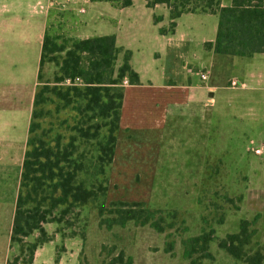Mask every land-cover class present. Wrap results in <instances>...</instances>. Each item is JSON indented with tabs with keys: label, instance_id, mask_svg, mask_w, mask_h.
<instances>
[{
	"label": "rangeland",
	"instance_id": "rangeland-1",
	"mask_svg": "<svg viewBox=\"0 0 264 264\" xmlns=\"http://www.w3.org/2000/svg\"><path fill=\"white\" fill-rule=\"evenodd\" d=\"M37 1L0 0V14L10 22V13L16 9L23 22L27 17L33 20L39 16ZM39 1L46 5L49 0ZM53 1L47 15V22L53 24L51 34L69 36V22L79 19L86 21L84 29L89 35L117 32L128 45L129 62L142 84L129 89L123 99L113 160L106 168L105 195L97 202L75 207L69 213V228L58 231V224L44 223L52 240L40 245L41 254L34 264H57L60 257L62 264H248L217 245L226 234L238 232L242 221L252 233L245 248L250 253L264 252V53L235 56L232 63L212 60L202 39L214 36L217 17L213 14H182L174 32L155 38L154 16L166 11L164 5L148 8L143 0H137L113 14L117 7L108 2H80L78 6L85 11L75 10L65 17L66 13L57 9L65 0ZM32 9L37 12H30ZM60 41L56 39L57 44ZM32 47H16L24 57L15 61L17 67L31 61L36 64V55H30ZM120 63L115 61L114 67ZM196 71H207V79L202 80ZM260 71L263 76L258 82L250 73ZM56 73L54 62L46 61L36 88L54 84ZM231 78L244 81L246 87L227 86ZM24 82H30L28 75ZM128 83L124 76L119 85L125 89ZM58 84L82 85L76 78ZM187 84L202 85L204 98H208V86L215 87L213 100L208 98L206 105H199L200 116L186 108L189 90L182 85ZM36 108L41 115L33 134L50 145L57 139L60 144L70 141L74 125L82 121L83 127L90 125L70 106L62 108L52 95ZM167 110L165 123L163 112ZM156 131L164 133L161 140ZM22 133L24 129L17 126L16 136L22 138ZM75 145L83 162L91 166L96 154L93 142L77 137ZM256 147L259 152L254 151ZM12 154L0 159V264L19 248L9 241L21 172L20 154L17 150ZM82 177L90 181L85 174ZM112 201L142 203L155 211L162 229L134 220L117 223L115 210L120 207L111 205ZM101 205L104 211L100 215ZM204 232L212 238L208 255L193 253L188 257L191 239ZM38 235L34 231L27 240Z\"/></svg>",
	"mask_w": 264,
	"mask_h": 264
},
{
	"label": "trees",
	"instance_id": "trees-1",
	"mask_svg": "<svg viewBox=\"0 0 264 264\" xmlns=\"http://www.w3.org/2000/svg\"><path fill=\"white\" fill-rule=\"evenodd\" d=\"M108 1L118 7H126L133 0H91ZM147 7L162 3L169 13L166 27H159L160 34L174 32L176 18L183 13H211L217 15V28L213 41L203 42L206 49L215 53L251 56L264 53V6L263 0H231L229 5H222L220 0H144ZM61 15V14H60ZM57 19V18H56ZM159 17L154 16V22ZM53 24L47 22L42 39L38 62V83L46 61L54 62L57 73L54 84H41L36 88L33 108L28 126L26 149L24 151L20 182L15 199L9 241L18 245V252L5 260V264H30L38 246L52 240L44 229V223L54 222L58 231L69 228L72 223L69 213L75 207L97 202L106 193L108 176L106 168L111 164L119 127L124 89L119 85L124 76L130 84L139 83L138 73L131 67L129 49L116 46L113 34L89 37L67 36L62 33L51 34ZM60 39V44L56 43ZM64 51L60 57L53 56L56 51ZM122 52L120 65L115 68L118 54ZM79 79L82 85L70 84L65 87L58 84L64 79L74 82ZM38 86V85H37ZM48 95L58 99L63 107L70 106L81 119L90 122L89 126L74 125L70 141L60 144L45 143L33 132L38 127L37 118L41 110L39 103H44ZM60 109V107L58 106ZM90 128L93 131H90ZM77 135V136H76ZM77 137L92 141L96 152L91 166L84 163L81 154H77ZM93 167L90 172L89 168ZM82 174L88 176L87 183ZM231 201V198H227ZM117 206V223L134 220L149 223L162 229L159 220H155V211L142 203L133 201H112ZM103 214L104 207L98 209ZM247 222L242 221L240 230L228 233L217 240L219 248L236 259L248 264H262L264 252L256 250L250 253L249 245L252 233L247 230ZM34 231L38 236L27 240ZM211 234L202 233L191 239L188 257L198 253L208 255V243Z\"/></svg>",
	"mask_w": 264,
	"mask_h": 264
},
{
	"label": "crops",
	"instance_id": "crops-1",
	"mask_svg": "<svg viewBox=\"0 0 264 264\" xmlns=\"http://www.w3.org/2000/svg\"><path fill=\"white\" fill-rule=\"evenodd\" d=\"M136 1L137 0H133L132 4L135 3ZM80 2L96 3V2H108V1L65 0V2L63 3H58L60 7L57 6V9H60L59 11L62 10V12L66 13L65 17L68 13L69 14L73 13V11L75 10L83 12L85 11L84 7L81 5L78 6V3ZM220 2L222 5H229L231 3V0H220ZM54 3L55 2L53 0H49L48 3L44 5L41 1L38 0L35 4L39 6L38 12L36 11V9H32L30 12H37L39 16H36V18H34L33 20L27 17L25 19V22H23V20L17 15V12L15 11L16 9L10 13L11 14L10 22H8V20L3 18L4 15L2 16V14H0V159L6 158L9 156L12 157L13 156L12 153L17 150L18 153L20 154L18 155V157L20 158L19 159L20 160V164H19L20 170H21L24 151L26 149V139H27V134H28V126L30 122L31 112L33 108L34 93L36 91V86L38 83V79H37L38 62H39V55H40V50H41L42 39H43L44 32L47 26L48 9L51 6H53ZM108 3L113 5V7H117L115 8L117 10H113V14L116 13L115 11H118L121 13L122 11H125V9H128L130 6H132L131 4L126 7H118L112 4L111 2H108ZM143 3L145 5L144 0H143ZM35 5H34V8H35ZM160 5H164V4L159 3V4L154 5L153 7H148V8L155 9L159 7ZM164 6H165L166 11L160 14H156V16L160 18V20L158 22L153 23V26L157 31V34L153 36L155 38H158V35L160 34L158 31V28L166 27L170 20L168 8L166 7V5ZM263 6H264V0H263ZM41 12H42V15H41ZM191 14H211V13H191ZM213 15H216V14H213ZM70 16L71 14L67 17H70ZM134 20L138 22V19H134ZM117 21L118 23H121L119 19ZM85 24H86V21L84 19H79L77 21L71 20L68 24L70 25V27H72V31H70V36L79 37V38L92 36L85 32V29H84ZM216 28H217V22H216L214 36L209 37V38H203L202 42L213 41L215 38V34H216ZM104 34H113L115 37L116 46L122 47L124 49H128V45H125L123 41L119 39L120 36L117 32L103 33V34H97V35H104ZM160 35H165V34H160ZM93 36H96V35H93ZM33 44L36 45L35 48ZM17 46L18 47L21 46L24 48L28 46H33L32 49L30 50V55L32 54L36 55L37 57L36 64H32V61H31L27 65L25 64L23 66L17 67L15 61L20 62L21 60L23 61L24 59L20 51L16 48ZM205 50L211 53L210 57L212 60L218 59L220 61H225L226 63L234 62L233 57L239 56V55H228V54L215 53L213 50H209L206 48ZM27 55H29L28 52H27ZM253 55L239 56V57H252ZM121 58H122V52L118 54V57L116 59L117 63H120ZM26 75L29 76L30 82H24V78ZM250 76H257L258 82H260L263 76V73L261 71L258 72L257 74L254 72H251ZM31 78L33 79L31 80ZM140 79H141V76L139 77V83H136V84L128 83L125 86L123 99L126 97L127 91L129 89L135 87L136 85L142 84ZM231 79H236V78H231ZM236 80L240 82V85L236 87H239V88L246 87V83L244 81H241L239 79H236ZM148 81L150 82V84H148V87H152L151 80H148ZM171 84L172 83H169L167 86L170 87ZM182 86L184 89L189 90V93L187 96L188 104L186 105V108L188 109L189 112H191V114L193 115L196 114L197 116H200L199 115V112H200L199 105L200 104L206 105V101L208 100V98L213 100L212 96L214 95L213 90L215 87L212 85H209L207 88L209 90L207 94L208 98L207 97L204 98V96L202 95V85L187 84V85H182ZM123 99H122V111L120 114V121L122 120L123 111H124L123 110ZM176 105L177 103L174 104V106ZM169 111H171V109ZM169 111L167 110L163 112L164 115H163L162 121L165 123H166V117H167L166 113ZM17 126L20 128V130L21 128L24 129V133H22L23 134L22 138H19L16 136ZM125 129H126V132L128 133L129 127L126 126ZM156 136H158L159 140H161V138L164 136V133L162 135V132L156 131ZM42 246H38L36 248L33 261L30 264H34L35 260L39 257V255L41 254V252L39 253V251H41ZM62 261L63 259L62 257H60L59 260L57 261V264H62Z\"/></svg>",
	"mask_w": 264,
	"mask_h": 264
},
{
	"label": "built area",
	"instance_id": "built-area-1",
	"mask_svg": "<svg viewBox=\"0 0 264 264\" xmlns=\"http://www.w3.org/2000/svg\"><path fill=\"white\" fill-rule=\"evenodd\" d=\"M197 74H199V77L202 79V80H206L207 79V72L206 71H197ZM238 85H240V82L238 81V80H236V79H231V80H229V86H231V87H236V86H238ZM259 148L258 147H256L255 149H254V151L255 152H259Z\"/></svg>",
	"mask_w": 264,
	"mask_h": 264
}]
</instances>
